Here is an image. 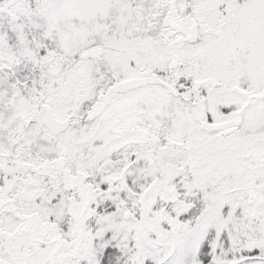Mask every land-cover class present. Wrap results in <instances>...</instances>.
<instances>
[{
	"label": "snow or ice",
	"instance_id": "snow-or-ice-1",
	"mask_svg": "<svg viewBox=\"0 0 264 264\" xmlns=\"http://www.w3.org/2000/svg\"><path fill=\"white\" fill-rule=\"evenodd\" d=\"M0 264H264V0H0Z\"/></svg>",
	"mask_w": 264,
	"mask_h": 264
}]
</instances>
